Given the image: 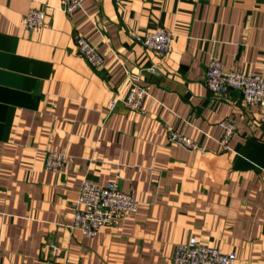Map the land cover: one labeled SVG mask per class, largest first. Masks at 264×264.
Here are the masks:
<instances>
[{
	"label": "crops",
	"instance_id": "0c3cea01",
	"mask_svg": "<svg viewBox=\"0 0 264 264\" xmlns=\"http://www.w3.org/2000/svg\"><path fill=\"white\" fill-rule=\"evenodd\" d=\"M31 8L45 9L40 30L25 28ZM158 28L174 43L152 75L158 59L132 35ZM76 36L97 47L99 69ZM211 59L264 78V0H84L72 14L61 0H0V264H169L192 236L264 264V125L240 94L211 97ZM128 75L148 87L141 111L107 115ZM224 119L236 124L226 151ZM169 131L199 150L168 143ZM49 152L70 164L45 170ZM84 181L116 183L137 211L83 237L71 224Z\"/></svg>",
	"mask_w": 264,
	"mask_h": 264
},
{
	"label": "built area",
	"instance_id": "2783aa9c",
	"mask_svg": "<svg viewBox=\"0 0 264 264\" xmlns=\"http://www.w3.org/2000/svg\"><path fill=\"white\" fill-rule=\"evenodd\" d=\"M84 0H61V11L72 14L81 8ZM45 9H29L24 16L27 31L40 30L45 27ZM133 38L147 51L152 52L158 62L144 69L152 75L158 74L164 61L169 56L174 35L162 28L145 33L143 37L132 35ZM74 44L77 53L93 69H99L103 64V57L95 45L87 39L76 36ZM204 85L211 97L218 101H226L231 93L240 94L244 103L257 109L258 122L264 125V78L244 71H226L221 61L211 59L204 75ZM127 94L121 99L114 94L106 105L107 115L116 111L118 104L131 112H140L144 99L148 96V87L139 77L127 76L125 81ZM223 134L219 141L223 150L228 149V143L236 133V124L224 119L219 123ZM168 143H176L191 151H198L199 145L183 133L169 131ZM70 164V159L57 152H49L45 158L44 168L53 173L61 172ZM138 201L132 193H125L118 189L116 183L109 182L99 186L84 181L78 191L76 201L73 203L72 229H78L83 237H95L104 226H115L128 213H135ZM50 249L63 255V251L56 245H49ZM1 251V242H0ZM234 253H221L217 248L199 243L195 237H189L185 243L175 246L169 264H235Z\"/></svg>",
	"mask_w": 264,
	"mask_h": 264
}]
</instances>
